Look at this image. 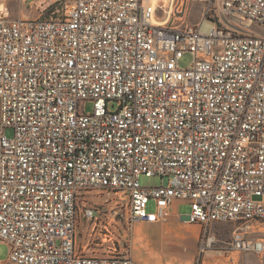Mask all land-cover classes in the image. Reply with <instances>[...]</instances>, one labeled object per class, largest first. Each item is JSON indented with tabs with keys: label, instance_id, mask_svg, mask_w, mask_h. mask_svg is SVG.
<instances>
[{
	"label": "built area",
	"instance_id": "2783aa9c",
	"mask_svg": "<svg viewBox=\"0 0 264 264\" xmlns=\"http://www.w3.org/2000/svg\"><path fill=\"white\" fill-rule=\"evenodd\" d=\"M199 1L198 24L170 23L151 0L0 14V246L12 264H138L117 253L119 212L97 194L126 208L128 225L166 224L175 202L190 204L196 264L264 253L248 236L264 224V0ZM82 218L108 254L80 251ZM214 223L234 225L232 238L210 234Z\"/></svg>",
	"mask_w": 264,
	"mask_h": 264
},
{
	"label": "rangeland",
	"instance_id": "374dc122",
	"mask_svg": "<svg viewBox=\"0 0 264 264\" xmlns=\"http://www.w3.org/2000/svg\"><path fill=\"white\" fill-rule=\"evenodd\" d=\"M54 0H0V14L5 15L10 19H16V18H45L49 19L53 16V13H63L67 10L66 6H69L73 3L74 0H57L53 4H51ZM166 3V4H165ZM171 3V0H160L159 5H165L166 9L171 11L170 15V23L174 24H198L203 16H204V4L201 3L199 0H175L173 5ZM170 5V6H169ZM2 6L5 7V9H2ZM165 15L164 11L160 10L157 14L158 20L163 21L162 17ZM194 57L191 53H187L183 56V58L180 60V68L186 69L190 68L193 64ZM116 105L112 108V110L115 108ZM81 110L85 113H92L93 112V104L90 103V101L85 102L81 105ZM7 137L11 138L13 137L14 130L8 129L6 131ZM167 180V179H166ZM141 183L145 187H159L162 185V179L158 176L153 177H145L143 176L141 178ZM92 202L97 204L96 206H102L104 205V209L108 211V213L112 214L114 216V212H119V216L117 219L111 218L110 220L115 223V220H118V223L114 229H112V232H114V241H115V247L117 253H120V255H124L127 252L132 254L135 248V236L132 231V224L128 225V219L126 216V208H122L121 206L117 205L113 201H110L109 203H106L105 196L104 195H93ZM155 203L151 202L148 206L149 212L155 211ZM191 205L188 203H183L177 208V213H179L183 219L187 218L191 212ZM83 220V218H82ZM85 221V220H83ZM86 224L88 230L89 226L87 224V221L84 222ZM191 226V225H190ZM192 228H196L198 230V236L201 231V227L198 225H192ZM257 234H255L252 238H260L264 241V224L260 225V227L257 229ZM219 231L220 235L223 239H227L230 235V232L232 229H230L229 226H223L217 229ZM203 233V232H202ZM78 237L81 239V229L79 232ZM90 238L92 239V236L90 234ZM79 239V240H80ZM194 242V239H192L188 242L190 247L192 246ZM111 244H107L104 248H101V251L99 253L108 254L110 250H108V246ZM181 248H187L188 246L185 243H180ZM166 250L173 251V252H180V249H178L175 245H167ZM10 254V247L7 244H3L0 246V262H6L8 259V255ZM255 254V253H254ZM260 255V254H257ZM264 255L261 254L260 256ZM199 239L194 244V248L192 250L191 258L184 261V264H196L197 260H199Z\"/></svg>",
	"mask_w": 264,
	"mask_h": 264
},
{
	"label": "crops",
	"instance_id": "0c3cea01",
	"mask_svg": "<svg viewBox=\"0 0 264 264\" xmlns=\"http://www.w3.org/2000/svg\"><path fill=\"white\" fill-rule=\"evenodd\" d=\"M160 1V0H159ZM187 202L177 201L170 207L171 218L166 224L147 223L144 221H136L132 225V231L135 236V248L131 256L138 264H184L187 259L191 258L192 250L195 242L202 237L203 228L198 236V230L192 228L191 224L186 223L183 217L177 213V208ZM81 222V239L78 237L76 240L77 246L81 252L86 255H91L94 252H100L101 246L99 242L91 244L89 230ZM191 225V226H190ZM229 226L232 231L227 239H223L220 235L218 228ZM261 224L251 226V231L248 233L249 237H254ZM234 225L226 223H214L209 227V233L214 234L222 240L228 241L232 238L234 232ZM254 235V236H253ZM194 239L190 247L189 241ZM80 239V240H79ZM185 243L187 248H181L180 243ZM175 245L180 252L167 251V245ZM213 257L214 255H210ZM219 264H264V255L260 256L254 253L235 252L228 258L219 260ZM0 264H12L8 259L6 262Z\"/></svg>",
	"mask_w": 264,
	"mask_h": 264
},
{
	"label": "bare ground",
	"instance_id": "6f19581e",
	"mask_svg": "<svg viewBox=\"0 0 264 264\" xmlns=\"http://www.w3.org/2000/svg\"><path fill=\"white\" fill-rule=\"evenodd\" d=\"M151 3H153V5H157V4H159V0H151ZM166 4V3H165ZM171 4V3H170ZM170 6V5H169ZM2 9H5V7L4 6H2ZM156 22L157 23H161V21H159V20H156Z\"/></svg>",
	"mask_w": 264,
	"mask_h": 264
}]
</instances>
